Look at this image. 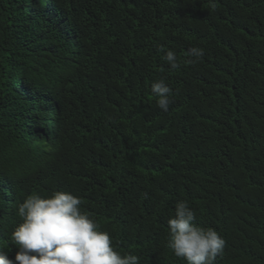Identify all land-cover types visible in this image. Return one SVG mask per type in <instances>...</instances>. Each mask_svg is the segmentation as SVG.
Returning a JSON list of instances; mask_svg holds the SVG:
<instances>
[{
  "label": "trees",
  "instance_id": "trees-1",
  "mask_svg": "<svg viewBox=\"0 0 264 264\" xmlns=\"http://www.w3.org/2000/svg\"><path fill=\"white\" fill-rule=\"evenodd\" d=\"M57 191L140 264H186L180 201L225 240L216 264H264V0H0V253Z\"/></svg>",
  "mask_w": 264,
  "mask_h": 264
},
{
  "label": "clouds",
  "instance_id": "clouds-1",
  "mask_svg": "<svg viewBox=\"0 0 264 264\" xmlns=\"http://www.w3.org/2000/svg\"><path fill=\"white\" fill-rule=\"evenodd\" d=\"M158 51L176 70L182 61L173 50L163 46ZM204 49L193 46L186 55L195 63L203 58ZM157 107L168 112L172 89L163 80L151 84ZM81 199L67 192H55L49 198L33 194L17 206L22 220L11 234L18 248L15 260L0 253V264H140L137 255L121 254L115 250L109 233L100 230V224L80 210ZM195 211L187 201L176 204L174 216L168 220L167 247L176 258L186 264H216L223 253L225 240L211 227L196 223Z\"/></svg>",
  "mask_w": 264,
  "mask_h": 264
}]
</instances>
